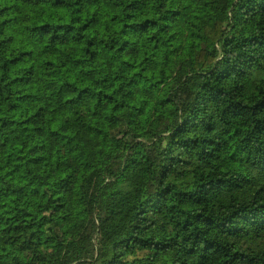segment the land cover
Returning <instances> with one entry per match:
<instances>
[{
	"label": "trees",
	"instance_id": "trees-1",
	"mask_svg": "<svg viewBox=\"0 0 264 264\" xmlns=\"http://www.w3.org/2000/svg\"><path fill=\"white\" fill-rule=\"evenodd\" d=\"M0 264H264V0H0Z\"/></svg>",
	"mask_w": 264,
	"mask_h": 264
}]
</instances>
